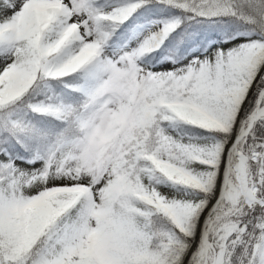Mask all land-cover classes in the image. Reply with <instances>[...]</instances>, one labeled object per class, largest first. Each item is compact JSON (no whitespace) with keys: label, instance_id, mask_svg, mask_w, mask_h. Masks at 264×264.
<instances>
[{"label":"snow or ice","instance_id":"6c2138e0","mask_svg":"<svg viewBox=\"0 0 264 264\" xmlns=\"http://www.w3.org/2000/svg\"><path fill=\"white\" fill-rule=\"evenodd\" d=\"M0 264H264V0H0Z\"/></svg>","mask_w":264,"mask_h":264}]
</instances>
